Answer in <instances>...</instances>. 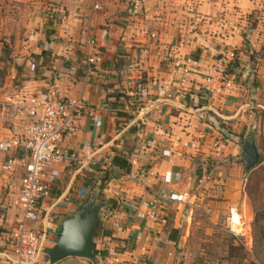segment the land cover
<instances>
[{
	"label": "crops",
	"instance_id": "obj_1",
	"mask_svg": "<svg viewBox=\"0 0 264 264\" xmlns=\"http://www.w3.org/2000/svg\"><path fill=\"white\" fill-rule=\"evenodd\" d=\"M53 1L59 18L45 26L47 33L31 36L12 56L0 50L2 100L51 91L83 101L84 115L61 143L63 159L54 166L56 178L42 202V223L50 235L46 247L56 242L64 218L87 194L88 170L111 168L114 152H121L131 170L112 168L103 190L96 258L69 256L54 264H168L174 248L186 240L178 231L185 205L168 196H191L188 189L203 171L193 167L192 157L202 152L209 157L212 148L216 156L225 149L226 157L238 154L233 139L221 133L234 116L228 107L231 74L224 75L229 85L222 89L206 82L223 66L208 55L219 47L206 29L213 27L216 41L226 42L222 17L232 0ZM88 37L96 40L94 48L86 45ZM87 51L102 56L89 76L80 62ZM27 125L24 115L0 106V141L18 143L13 156L22 154ZM7 155L0 151V264H11L10 241L21 216L17 196L23 168L5 171ZM153 203L161 215L173 217L168 228L146 218ZM172 228L177 240L169 238ZM42 259L38 264H49L46 255Z\"/></svg>",
	"mask_w": 264,
	"mask_h": 264
},
{
	"label": "rangeland",
	"instance_id": "obj_2",
	"mask_svg": "<svg viewBox=\"0 0 264 264\" xmlns=\"http://www.w3.org/2000/svg\"><path fill=\"white\" fill-rule=\"evenodd\" d=\"M231 3L228 15L223 11L226 15L222 17L226 32L220 35L226 42L216 41L213 27L205 29L212 44L219 47L208 55L221 61L218 71L230 73L234 85L228 99L234 116L221 133L233 139L238 154L226 157L225 149L219 157L212 148L209 157L204 152L192 157L193 167L203 171L193 179L188 189L191 196L184 204V224L178 229L179 235L186 236L184 246L174 248L166 259L168 264H264V0ZM56 6L53 0H0V50L12 56L31 36L47 33L50 29L45 30V26L59 18L52 11ZM230 53L233 59L227 63ZM246 140H252L259 152L258 162L249 172H245L241 158ZM90 187L89 183L87 192ZM231 209L244 219L245 238L227 229ZM168 220L172 222L173 217Z\"/></svg>",
	"mask_w": 264,
	"mask_h": 264
},
{
	"label": "built area",
	"instance_id": "obj_3",
	"mask_svg": "<svg viewBox=\"0 0 264 264\" xmlns=\"http://www.w3.org/2000/svg\"><path fill=\"white\" fill-rule=\"evenodd\" d=\"M95 8H99L95 5ZM155 37V34L151 35ZM86 45L94 48L96 40L86 39ZM228 61L233 59L230 53ZM102 56L98 51L86 52L80 62L86 76L94 72ZM189 61V60H188ZM206 82L220 89L229 85L227 78L217 71L206 76ZM0 106L15 115H24L28 119L26 127L27 140L23 144L20 156L11 155L18 145L14 141H0V151L7 155L4 169L13 171L17 165L23 168L21 186L17 196V205L21 216L16 224L10 241L12 257L7 259L11 264H38L43 260L50 235L41 217L42 202L50 196L55 181L54 166L63 159L61 143L66 136L76 130L77 121L84 115L83 101L80 97L63 98L56 92L35 95H16L0 98ZM76 159V157H73ZM92 173V170H88ZM168 200L187 203L189 194L171 193ZM146 218L157 225L165 226L168 219L158 212L156 205L151 206ZM228 231L241 238L246 237V224L237 210L231 209L227 216ZM250 243H251V237ZM170 255V253H169Z\"/></svg>",
	"mask_w": 264,
	"mask_h": 264
},
{
	"label": "water",
	"instance_id": "obj_4",
	"mask_svg": "<svg viewBox=\"0 0 264 264\" xmlns=\"http://www.w3.org/2000/svg\"><path fill=\"white\" fill-rule=\"evenodd\" d=\"M241 158L245 172H249L257 164L259 152L252 140H246L243 143ZM98 197L99 192L96 189L90 190L74 211L64 218L56 242L47 248L45 253L49 264H54L69 256L96 258L94 237L102 209Z\"/></svg>",
	"mask_w": 264,
	"mask_h": 264
},
{
	"label": "trees",
	"instance_id": "obj_5",
	"mask_svg": "<svg viewBox=\"0 0 264 264\" xmlns=\"http://www.w3.org/2000/svg\"><path fill=\"white\" fill-rule=\"evenodd\" d=\"M234 64L236 65L237 63L234 62ZM110 167L111 168L98 169L95 172H92V174L90 176H88L86 179V181H87L86 185L88 187H89V183H90L91 189L97 188L99 190L100 198L102 199L101 203L103 205H105V200L103 199V197H104L103 190L105 188L106 183L110 179V174L112 172V168L122 170L125 173H129L131 170V164H130L127 156L122 154L121 152H114L113 156L110 159ZM167 225L169 226V221L167 222V224L165 226H167ZM168 226H167V228H168ZM169 232H171L169 235V238L171 240H177V236H178L177 230L172 228V229H170Z\"/></svg>",
	"mask_w": 264,
	"mask_h": 264
}]
</instances>
